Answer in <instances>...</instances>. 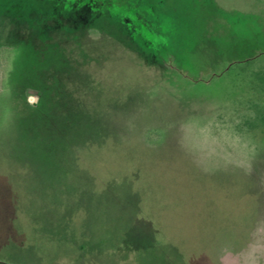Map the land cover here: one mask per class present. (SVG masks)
<instances>
[{
    "label": "rangeland",
    "instance_id": "374dc122",
    "mask_svg": "<svg viewBox=\"0 0 264 264\" xmlns=\"http://www.w3.org/2000/svg\"><path fill=\"white\" fill-rule=\"evenodd\" d=\"M94 243L264 264V0H0V264Z\"/></svg>",
    "mask_w": 264,
    "mask_h": 264
},
{
    "label": "crops",
    "instance_id": "0c3cea01",
    "mask_svg": "<svg viewBox=\"0 0 264 264\" xmlns=\"http://www.w3.org/2000/svg\"><path fill=\"white\" fill-rule=\"evenodd\" d=\"M89 237L91 238V235ZM76 250L77 249H74V253L79 254L80 258L78 262L80 264H110L108 258L106 257L107 253L105 252L104 249H102V247H100V245L98 246V243L90 244L88 249L79 248L78 251ZM56 257L58 260L59 257L58 256Z\"/></svg>",
    "mask_w": 264,
    "mask_h": 264
}]
</instances>
